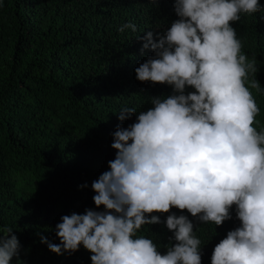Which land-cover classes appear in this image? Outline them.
Returning a JSON list of instances; mask_svg holds the SVG:
<instances>
[{"label":"clouds","instance_id":"clouds-1","mask_svg":"<svg viewBox=\"0 0 264 264\" xmlns=\"http://www.w3.org/2000/svg\"><path fill=\"white\" fill-rule=\"evenodd\" d=\"M262 8L259 0H175L179 19L158 39L147 32L142 50L154 55L135 69L138 80L171 85L173 94L151 97L152 108L112 133L116 157L91 185L105 210L62 216L60 243L41 236L42 243L60 255L82 244L92 264H202V241L187 215L167 216L175 243L166 253L138 233L162 222L153 213L173 207L220 226L235 205L241 224L216 244L211 264H264V127L254 126L260 109L248 86L260 90L249 80L258 67L232 26ZM125 29L137 26L118 31ZM188 86L195 91L186 93ZM136 113L125 106L118 118ZM21 247L13 228L0 226V264H11Z\"/></svg>","mask_w":264,"mask_h":264},{"label":"trees","instance_id":"trees-1","mask_svg":"<svg viewBox=\"0 0 264 264\" xmlns=\"http://www.w3.org/2000/svg\"><path fill=\"white\" fill-rule=\"evenodd\" d=\"M264 6V0H259ZM175 0H0V226H11L21 249L11 264H92L81 244L57 254L41 242L60 243L55 226L73 212L97 207L92 182L110 170L118 125L136 122L151 97L173 94L166 83L140 81L135 69L154 55L143 37L179 19ZM132 22L133 32L118 28ZM242 52L254 56L260 90L249 88L260 109L255 127H264V8L232 22ZM193 87H186V93ZM137 113L121 121L123 107ZM86 185L85 187H80ZM222 225L203 224L187 210L153 213L161 223L140 233L163 254L173 231L172 212L187 215L201 239L202 264H211L216 244L239 227L235 205Z\"/></svg>","mask_w":264,"mask_h":264},{"label":"rangeland","instance_id":"rangeland-1","mask_svg":"<svg viewBox=\"0 0 264 264\" xmlns=\"http://www.w3.org/2000/svg\"><path fill=\"white\" fill-rule=\"evenodd\" d=\"M192 91H195V90L191 89V90H189L188 92H192ZM188 92H187V93H188Z\"/></svg>","mask_w":264,"mask_h":264}]
</instances>
